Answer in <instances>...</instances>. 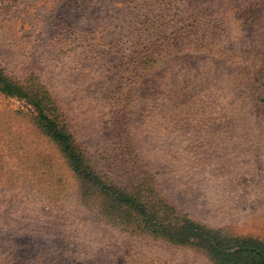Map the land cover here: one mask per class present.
I'll list each match as a JSON object with an SVG mask.
<instances>
[{"label": "rangeland", "instance_id": "1", "mask_svg": "<svg viewBox=\"0 0 264 264\" xmlns=\"http://www.w3.org/2000/svg\"><path fill=\"white\" fill-rule=\"evenodd\" d=\"M0 68L34 73L85 160L128 191L78 174L0 91V264H219L116 217L125 193L264 243V0H0Z\"/></svg>", "mask_w": 264, "mask_h": 264}, {"label": "trees", "instance_id": "2", "mask_svg": "<svg viewBox=\"0 0 264 264\" xmlns=\"http://www.w3.org/2000/svg\"><path fill=\"white\" fill-rule=\"evenodd\" d=\"M181 3L177 10L184 9L182 6L184 2ZM29 76L24 80H13L0 68V91L6 95L24 98L28 104L34 107L32 111L36 123L61 146L78 174L90 176V180L93 181L96 188L102 184L103 189L114 197L128 192L126 186L121 188L114 182H107L104 165L91 164L85 160L84 154L75 144L72 133L66 128L67 122L60 116V109L56 101L50 98L48 90L41 82L38 83ZM96 188L87 185L85 189L88 192L93 189L97 191ZM119 199L124 203L121 204L119 201L117 204H110L116 217L126 221L134 213V219L140 225L150 227L154 231H161L169 238L183 242H204V246L209 249L219 264H264V243L259 240L237 238L234 242L224 241L218 232L206 233V231H201L197 225L174 220L168 210L163 211L161 208H157L156 212L151 213L149 206L146 208V202L142 207H136L140 201L133 194L125 193ZM122 205L126 207L123 212L119 209Z\"/></svg>", "mask_w": 264, "mask_h": 264}]
</instances>
